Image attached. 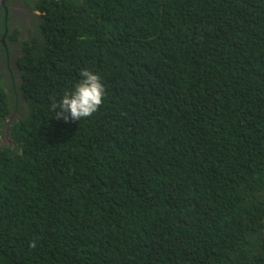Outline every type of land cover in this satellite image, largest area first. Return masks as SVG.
<instances>
[{"label": "trees", "instance_id": "1", "mask_svg": "<svg viewBox=\"0 0 264 264\" xmlns=\"http://www.w3.org/2000/svg\"><path fill=\"white\" fill-rule=\"evenodd\" d=\"M22 2L0 264H264V0ZM85 68L104 102L65 120Z\"/></svg>", "mask_w": 264, "mask_h": 264}, {"label": "clouds", "instance_id": "2", "mask_svg": "<svg viewBox=\"0 0 264 264\" xmlns=\"http://www.w3.org/2000/svg\"><path fill=\"white\" fill-rule=\"evenodd\" d=\"M23 3L24 2H22V6ZM0 6L4 7L6 18H8V15L12 14V11L9 10V0L6 1L5 6L2 4V0H0ZM25 6L28 7L27 5ZM30 12H32V10L26 12V15H31ZM36 13L39 14L38 11H36ZM15 21L18 20L10 22L13 23ZM79 75L81 79L74 86V90L65 93L62 100L54 106L55 109L59 108L61 110L58 115H63L65 120L69 117L64 114H70L72 120L78 121L83 118L91 117L98 111L104 102L106 89L104 83L102 82L101 75L86 68L81 70Z\"/></svg>", "mask_w": 264, "mask_h": 264}, {"label": "flooded vegetation", "instance_id": "3", "mask_svg": "<svg viewBox=\"0 0 264 264\" xmlns=\"http://www.w3.org/2000/svg\"><path fill=\"white\" fill-rule=\"evenodd\" d=\"M22 1L23 0H9V10L10 11H12V16H13V10H15V11H17V13H16V18H18V17H22V13L23 12H29V11H31V9H29L28 7H26L25 5H24V3H23V6H22ZM14 17V16H13ZM20 18H18V21H20V20H25V22H28V19L29 20H32L33 19V17L31 16V15H26V13L23 15V19H20ZM17 20V19H16ZM5 21H6V24H7V26H6V31H4V32H7L8 31V29H9V26H11V24L8 22V19L6 20V17H5ZM32 22V21H31ZM1 35V41L3 42V40H4V37H5V35L3 34L2 35V33H0ZM6 50H7V52H6V54L4 55L3 54V58L4 57H6L7 58V60H9L10 59V54L11 55H14V54H16L15 53V49L14 48H9L7 45H6Z\"/></svg>", "mask_w": 264, "mask_h": 264}, {"label": "rangeland", "instance_id": "4", "mask_svg": "<svg viewBox=\"0 0 264 264\" xmlns=\"http://www.w3.org/2000/svg\"><path fill=\"white\" fill-rule=\"evenodd\" d=\"M16 13H17V11L13 10V16L14 17L17 16ZM18 18L23 19V16L22 17H18ZM28 21L31 22V20H29V19H28ZM19 22H21V20L20 21H15V24H17ZM14 48H15V53L16 54H14V55L10 54V61H8L9 64L6 61V62H4L1 65V68H2L3 71H7V70H12V71H16V72L18 71V65H17V58L19 56L18 46L17 47L14 46ZM0 59H3V54L0 55ZM8 90H10V87L8 88ZM2 141L5 142V143H9V136H8L7 133H6L5 137L2 138Z\"/></svg>", "mask_w": 264, "mask_h": 264}, {"label": "water", "instance_id": "5", "mask_svg": "<svg viewBox=\"0 0 264 264\" xmlns=\"http://www.w3.org/2000/svg\"><path fill=\"white\" fill-rule=\"evenodd\" d=\"M7 0H2V4L5 6ZM6 8V7H5ZM4 43V40H3Z\"/></svg>", "mask_w": 264, "mask_h": 264}]
</instances>
